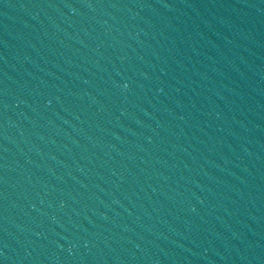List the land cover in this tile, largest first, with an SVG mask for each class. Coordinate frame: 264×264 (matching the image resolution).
<instances>
[{"label": "water", "instance_id": "water-1", "mask_svg": "<svg viewBox=\"0 0 264 264\" xmlns=\"http://www.w3.org/2000/svg\"><path fill=\"white\" fill-rule=\"evenodd\" d=\"M0 215L29 264H264V0H0Z\"/></svg>", "mask_w": 264, "mask_h": 264}]
</instances>
